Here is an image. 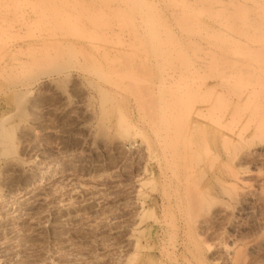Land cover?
Returning <instances> with one entry per match:
<instances>
[{"label":"rangeland","instance_id":"1","mask_svg":"<svg viewBox=\"0 0 264 264\" xmlns=\"http://www.w3.org/2000/svg\"><path fill=\"white\" fill-rule=\"evenodd\" d=\"M118 1L40 0L43 5L39 1L38 4L44 9L39 10L47 7L41 14L47 18L39 17L37 10L32 11L24 3L18 7L14 4L17 10L13 6L8 8L12 9L10 13H4L1 7L0 129L5 132L0 130V264H264V246H260L264 241V146H258L260 139H264V94L252 93L253 85L257 84L252 81L260 77L257 69L264 66V56L262 60L257 52L251 51L252 45L262 47L258 53L264 46L249 44V58L253 57L251 52L256 53V58L249 60L245 59L246 52L243 55L248 44L243 43L246 49L243 44L239 46L245 50L241 49L238 59L245 57V60L236 65L246 66L247 60L250 66L253 63L248 68L251 71L247 72L243 66L246 70L242 73L241 70L239 76L221 78L220 71L235 67L233 63L221 64L216 78L214 66L209 67L210 50L198 45L206 49L209 56L203 58L210 61L197 57L204 55L203 49L193 50L197 52L193 56L190 48L197 47L182 46L187 38L176 31L175 39L180 42L177 43L182 48L188 47L185 54L191 56L188 60L186 57L192 62L189 67L193 64L198 70L192 67L196 72L192 74L194 70L190 67L188 71L192 73L187 71L183 77L172 80L164 77L161 68L160 73L155 72V80L163 78L168 83L149 98L144 89L140 92L126 89L122 96L119 94L121 97L117 95L118 107L123 109V116L127 115L125 126L130 125L125 139L119 137L124 131L117 126V112L112 111L117 103L109 102L106 114L101 111L97 83L109 86L83 71L82 56L74 55L76 51L71 59L72 53L68 51L75 49L69 47L68 39H62L69 46L68 54L64 53V59H60L67 62L63 63L67 68L63 66L61 71L57 67L61 73L58 72L55 66L60 65H54L52 60L57 57L59 61L56 54L66 51V46L64 41L65 47L59 44L62 48L55 44V39L49 40L46 31L49 23H45L56 11H81L87 22V12L108 11ZM148 1L152 10H161L162 18L167 15L165 20L172 26L175 24L172 15L168 16L169 7L163 9L162 0ZM13 8L17 13L14 14ZM48 8L55 12L49 10L50 13ZM8 9L5 11L9 12ZM36 19L43 26L39 31H33L38 26ZM6 22L12 26L7 27ZM173 28L175 31L176 25L172 31ZM27 33L30 34L26 36ZM24 36L27 38L21 42L20 37ZM39 36L46 44V40L50 41L46 53L52 56L45 54V58L42 47L43 55L39 53L49 62L54 58L49 66L53 64L56 72L53 65L50 67L53 73L48 65H43L47 60L39 58L38 47L43 44ZM29 42L37 44L30 47ZM51 42L60 49L55 57L56 47L51 49ZM223 44L228 47L231 42L224 40ZM36 45L38 51L34 52L32 48ZM25 47L36 56L26 60L30 54L25 56ZM66 56L71 60L67 61ZM31 60L34 64L42 62L33 69L41 68L39 73L32 71L36 68L33 64L30 70L34 75L27 73L30 72L27 65L28 70L23 64L12 69L20 61L29 65ZM201 62L206 63V67L200 64L201 68L209 67L211 72L200 69ZM9 70H13L12 74ZM66 74L71 76L63 77ZM141 98L146 100L142 105ZM151 117L156 119L154 125L162 122L157 125L162 129L170 123L167 129L174 131L163 128L168 135L156 132L160 127L152 131ZM196 119L202 123L191 122ZM138 131L141 134L143 131L144 136ZM152 132L160 138H155ZM169 133L176 138L173 140ZM164 134L171 139L166 138V142ZM129 142L132 146L127 147ZM40 192L46 194L47 202L32 208L31 198ZM70 201L72 207L64 210L65 203Z\"/></svg>","mask_w":264,"mask_h":264},{"label":"bare ground","instance_id":"2","mask_svg":"<svg viewBox=\"0 0 264 264\" xmlns=\"http://www.w3.org/2000/svg\"><path fill=\"white\" fill-rule=\"evenodd\" d=\"M12 1H13V3H12ZM15 1H17V0H0V12L4 9V13L5 12L10 13L12 11V9H11V11H9L8 8H11V6L14 7L15 6L14 4H16V6L18 7V6H20L21 3L22 4L24 3V5H27L25 7L31 8L32 11L37 10L38 14H36V15H39V17H41V16H43L41 14H43V11L45 12V10L47 8L46 7L45 10H41V11L39 10L42 8V5H43L40 2V0H24V1L18 0L17 3H15ZM38 1L42 5L38 4ZM162 1L165 5H164V8L163 7H161V8L165 9V6H166V7H169L167 9H170L171 13L168 16L172 15V17H173L172 19H174V21H175V24H173V26L176 25V27H177V29L175 31H174V28H173V31L171 29L173 27L171 25L172 23L169 24V22L167 20H165L167 15L165 18H162V16H163L162 11L158 10V9L152 10V8L149 7L150 3L148 0H120L117 2V4L115 3V5H116L115 7L110 8V10H108V11H89L85 15L87 22L83 19V17H82L83 13L81 11L69 12L70 14L69 13H61L62 11H60V13H58L59 11H56L58 13L57 14L55 11H52L51 9L48 8L47 9L48 11L51 10L52 12H55V14L52 13L53 15H50L53 19L52 18H50L49 20L47 19V21L45 22L46 24L49 23L48 24L49 27H47L48 25L44 26V27L48 28V30L46 28V31H48V34L47 33L46 34L48 35L49 40H50V38L55 39V40H53V41H55V44L60 46L63 44V41H64L62 39H68L66 41L68 42L69 45L71 44L72 46L71 45L69 46L64 41V44L66 47L64 46V44L62 46L65 47L66 51L62 50V52L60 53L58 51L60 49L59 48L57 49V45L53 44L54 42L53 43L51 42L50 47L53 44L51 49L54 47V45L56 47L55 48L56 51H54L53 55H54V57L57 55L59 58V61H58V59L56 61L57 57H55V60H52L54 58H52V59L48 58L50 60V62L47 59H45L48 56L46 51L48 52V50H49L47 45H48V42L50 43V41L46 40L45 41V42H47V44H46L43 42L45 39L42 40L43 38L48 39L47 37L41 35V36H43V38H42L41 36H39V37H41L40 40H42V43L44 44V45L42 44L40 46V44L38 42V44L40 46V47H38L39 51L36 49L37 45H36V47L33 46V48H32L34 52H35V50L38 51V55L40 58V56L42 57V55H43V53H41V51H42L41 47H42L43 50H45V51H43L44 56H46V55L47 56L45 58H43L44 57L43 56L41 59L42 60L45 59L43 61L47 60L46 63L48 62V64L43 63V65L49 66V63L54 62V65L55 64L60 65L61 68L59 66H55L56 69L58 67L60 70L63 69V66L64 67L66 66L65 64L67 62L65 61L66 62L65 63L61 60L64 59L63 58V57H65L64 53H67V47L68 46L71 49H75L73 51L70 50L71 52L68 51L69 53H72V52L74 53V51H76L74 53V55L82 56L83 62H80V63L82 65L83 71L87 72V74H90V75L96 77L98 80L103 81L104 83H106L109 86L108 87L109 89H108V88L99 86L100 84L97 83V85L99 87V88L97 87L98 88L97 90H99L97 92H98V95H99V93L101 95V96L99 95L100 96L99 99L101 98L99 101L102 100V102H101L102 107H101V104H100V107L102 108L101 111L103 112V114L104 113L106 114L108 112L109 105H110L109 102L117 103L116 107H113L112 111L115 113L117 112V114H118L117 126H118V128L123 129V131H124L123 134H121V133L119 134L120 135L119 137H123V136L128 137L127 134H129V133L127 132V130H129L130 125L128 123L129 127L125 126V123L127 122V119H125V118L127 115L126 116L124 115L125 116V118H124L123 113L121 111L123 109L120 108L121 106L118 107V101H117L118 96L117 95L120 94L122 96L121 92L126 90V89H132V90H135L138 92H140L141 90L144 89V91L148 92V93H146V96H147V98H149V96H152L154 94V91L156 89H158L160 86H165L166 83H168V81H165L167 78L175 79V78H179V77L181 78L184 75H186L185 73L190 69V67L192 69L193 66H191V65H193V64H191L189 67V64L192 62L189 63V61H187V60L191 56L188 57V54L187 55L185 54L188 47L186 46L187 48L186 47L182 48V46H185V45L190 46L191 44H193V47H197V48L193 49V48H190L191 47L190 46L189 48L192 49L191 50L192 52H193V50L195 51L198 48L200 50H198L197 52H201V50L203 48H200V47H203V46H205L204 48L207 47L206 49H207V51L210 50L209 51L210 53H208L206 51V49L205 50L203 49L205 51L203 53L204 55H202L200 53L202 57L198 56L197 52H196V54H195V52H193L195 54L193 56L197 55V57L199 59H201L206 55L205 53L207 52L211 56L210 57L208 54L205 56V57L209 56V59L211 60V66H209V67L211 68L214 66L213 68L215 71L216 70L218 71V68L220 69V67L223 65L229 66V65H232L231 63L235 64L234 68L233 67L230 68V66H229V67H227V69L225 71L222 70L223 72L219 70L221 74H219L218 76H221V78H224L223 76H225V78L227 76L228 77H233L234 75L239 76V72L241 70H242L241 71V73H242V72H245L246 69L248 70V68L250 69V67H252L253 63H251V66H250V64H248L247 60H246V62L244 61L246 63V66H244L245 65L244 63H243L244 65H242V66L241 65L237 66L239 61H243V60L248 59L250 57V55H248V53H247V50L250 49L249 44H260V45L264 46V0H162ZM158 2H160V0ZM157 4H159V3H157ZM24 5H21V6L24 7ZM1 7L3 9H1ZM17 7L16 8L14 7V8L17 10L18 9ZM25 7L23 8V11H24ZM19 8L21 9V7H19ZM5 9H8L9 12L5 11ZM15 9L13 11L14 14L16 12ZM42 9H44V8H42ZM48 11H47V13H48ZM51 11H49V12L51 13ZM25 12H26V10H25ZM35 13L36 12H34L32 14L34 15ZM50 13H48V15ZM1 14H3V13L1 12ZM1 14H0V16H1ZM166 14H168V13H166ZM4 15H6V14H4ZM20 15H22V13ZM36 15H34L33 17H35ZM25 16H27V15H25ZM45 17L47 18L48 16L46 15ZM16 19H17V15H16ZM36 20L38 21V19H36ZM51 20L52 21L54 20L53 21L54 24H53V22H51ZM18 21H19V18H18ZM20 22H21V20H20ZM28 22H26V24ZM30 22L33 24L37 23L36 21H35L36 22L35 23L34 21L32 22L31 20H30ZM29 23H28V25H29ZM31 23H30V25H31ZM40 23H44V21L43 22L41 21ZM7 24H8L7 25V27H8L9 24H11V22L7 23ZM26 24L24 23V25L26 26L25 29H27V26H28ZM50 24L52 26H54V25L55 26L52 27ZM36 25H38L37 26L38 28L36 27L38 30L36 28L35 29L30 28L29 29V27H28V29L29 30L33 29V31L34 30L39 31V28L43 27L42 24L39 25V21H38V24H36ZM3 26L5 27V25H3ZM11 26L12 25H10L9 27H11ZM34 26L35 25H33V27ZM50 27L55 28V29H51ZM6 28H5V31H6ZM20 28H22V27H20ZM41 30L46 32L44 29H41ZM42 31H40V32H42ZM176 31H179L180 33H182L184 35L185 38H187L186 39L187 42L185 40H183L185 38L180 39L181 42H182V40H183V42L184 41L186 42V43H183L184 45L181 43L182 46H180V44H178V43H180L178 41L179 39H175L176 38V33H175ZM0 32H2V30H0ZM180 33H179V35H180ZM28 34H30V33H27L26 36H28ZM43 34H45V33H43ZM31 35H33V34H31ZM26 36L20 37V38H22L21 42H24L23 39H26L27 38ZM35 36L36 35H34V37ZM181 36H179V37H181ZM20 38H18V39H20ZM29 38H31L30 35H29ZM177 38H178V36H177ZM188 38H189V40H188ZM70 39L75 40V43L72 42V40H71V42H69ZM76 40H77V42H76ZM224 40L225 41L227 40L228 43L230 40L231 44L233 42L234 45L231 46V44H229L230 46L227 47V44L226 45L223 44ZM34 41H35V39H34ZM37 41H38V39H37ZM25 42H28V40H26ZM30 42H32V41H30ZM30 42H29V46H30V44L34 43V42L33 43H30ZM188 42L190 44H188ZM243 43L248 44V46L246 45L247 49L245 48ZM34 44H37V43L35 42ZM242 44H243V48L246 49V51H243L244 52L243 55L246 52L247 58L244 57L245 59L243 58V60H239V59H241L239 57H241V55H242V53H241L242 50H245V49H242L241 47H239L240 45L242 46ZM20 45H23V44L21 43ZM25 46L27 47L28 45H25ZM62 46H60V47H62ZM21 47L19 46V48H21ZM26 47L24 48L25 51H26V49H28ZM30 47H32V46H30ZM89 47L91 49H94L95 52L94 53L91 52ZM252 47L253 48H251V51L257 52V54H258L257 57L261 56V59H262V56H264V54H263L264 50L262 49L261 52H259V53H262L261 55L258 53V51H260L259 49H261L262 47H259V49H258V46L255 47L258 50H255L253 45H252ZM185 48H186V50H185ZM17 49H18V47H17ZM51 49H50V51H51ZM20 50H18V51H20ZM29 50H31V49L29 48ZM213 50H215V51H213ZM27 51H26V53H27ZM21 52L22 51H20L19 53H21ZM23 52H24V50H23ZM23 52L21 53L22 55H24ZM39 52L42 55H40ZM56 52H57V54L55 55ZM249 52H250V50H249ZM255 52H251V57L253 56L252 57L253 59L256 58ZM26 53H25V56L30 54L29 58H27L26 60L30 59V56L31 57L36 56L35 55L36 53L31 54V52L29 53V51L27 54ZM50 53L51 52H49L48 54L51 55ZM73 53L70 56H73ZM191 53H190V55H191ZM21 54H19V55H21ZM33 55H35V56H33ZM51 56H48V57H51ZM70 56H66L67 61L74 59V57H75V56H73L71 59L68 60V57L70 58ZM1 57H3V56L0 55V58ZM186 57H187V60H186ZM252 58H249V60ZM1 59H3V58H1ZM41 59H38V60L41 61ZM203 59H205V58H203ZM209 59H205V60L210 61ZM258 59H260V58H258ZM20 60H21V58H20ZM51 60H52V62H51ZM173 60L174 61L177 60V61L173 62ZM14 61H16V60H14ZM22 62H23V60H22ZM24 62H25V60H24ZM13 63H11V65ZM63 63H65V64L63 65ZM202 63L206 67L205 62L199 63L198 67L202 70H205L206 68H204L203 65H202L203 68H201V66H200V64H202ZM263 63H264V61L262 62V64ZM6 64H7V62H6ZM17 64L18 65H16V64L13 65L12 69L18 67L20 64H23L24 66L25 65H27L28 67L30 66V68H29L30 72L27 71V73L33 74V72H32V71H34L33 69H37L38 66H40V64H42V62L41 63L36 62L34 64L33 60H31L29 65H28V63H25V64L21 63V61H20V63H17ZM37 64H38V66H37ZM4 65H5V62H4ZM50 65L52 66L53 64H50ZM54 65L52 66L53 70L55 69ZM165 65H167V66H165ZM207 65H208V63H207ZM6 66H8V65H6ZM6 66L3 67V68H5V70H6ZM27 66H25L24 68H26ZM32 66L33 67L36 66V68H32ZM48 66H47V68H48ZM51 66H49V68ZM163 66H165V68H163ZM243 66L247 67V68L246 69L244 68L245 69L244 70ZM1 67L2 66L0 65V68ZM209 67H207L206 70L208 72H211L210 70L212 68L210 69ZM253 67H254V69L256 68L255 66H253ZM9 68H11V67L9 66L8 69ZM21 68H19V69L22 70ZM31 68H32V71L30 70ZM66 68L67 67H65L64 69L66 70ZM161 68H162V70L163 69L164 70L161 71ZM196 68L197 67H195L194 69L198 70V68L197 69ZM52 69H51V72L53 73ZM194 69H192V70H194ZM221 69H225V67L221 68ZM38 70L41 71V68ZM38 70L34 71V72L39 73ZM43 70H42V72H43ZM57 70H54V71L56 72ZM60 70H58V72H60ZM195 70L193 73H192V71L191 72L188 71V72L194 74V73H196ZM257 70H258L257 72L259 74V75L258 74L257 75L261 77V80H259L260 77L257 79V77H258L257 76L255 78V80L257 79V81H252L253 84L255 82H257L256 85H253V92L252 93L255 96L264 94V66L262 67L260 65V67H258ZM9 71L11 72V70H9ZM16 71H18V70H16ZM24 71H25V69H24ZM156 71L159 73L161 71V73L164 74V77H167L166 79L164 78L165 82L162 81L163 78L160 79L162 81V83H160L161 82L160 80H158L159 82H157L155 80V77H156L155 72ZM250 71L248 70L247 72H250ZM254 71H256V70H254ZM254 71H253V74L252 73L251 74L256 76V74H255L256 72L254 73ZM3 72H5V71H3ZM12 72H13V70H12ZM12 72H11V74H12ZM47 72L49 73L50 71H47ZM204 72H206V71H204ZM208 72L206 74L212 76V78L214 77V74L216 75L219 73V72H217V73L215 72L214 74L211 75V73H208ZM38 73H36V74H38ZM44 73H46V72H44ZM59 74L57 73L58 77H59ZM69 74H66L63 77H66ZM187 74H189V73H187ZM1 75H3V74H1ZM49 75H50V73H49ZM69 76H71V75H69ZM218 76L216 78H218ZM26 77H27V79H26ZM26 77H24V78L28 81L29 80L28 76H26ZM158 79H159V77H158ZM169 81H170V79H169ZM22 82H24V81H22ZM28 83H31V82H28ZM21 84H23V83H21ZM14 86L16 87V85H14ZM210 86H211V84H209V87ZM17 90H19V88ZM120 95H119V97H121ZM120 101L121 100L119 99V102ZM145 101H146L145 99L141 98V99H139V104L142 105V104H144ZM147 107H150V105H148ZM154 121H156L155 117H151V124L150 125L152 127V131L158 130V128L161 126L159 123H162V122L157 123V125L158 124L160 125L158 127L157 125H154L155 124ZM163 122L167 123L166 121H163ZM191 122H193L195 125H199L202 123V120L196 119V120L191 121ZM168 126H170V123H168ZM1 127H2V124H1ZM156 127H158V128H156ZM167 127L164 126V127H162V129L160 127L159 128L160 131H156V132L160 133V132L164 131V133L165 132L167 133L166 130L169 129V128L167 129ZM173 127H176V126L174 125ZM173 127H172V129H173ZM163 128H166V130ZM179 128H180V126H179ZM0 130L3 131L2 133L5 132L2 129H0ZM168 131L173 132L174 129L168 130ZM176 131H177V129H176ZM182 131L183 130H181V132ZM138 132H137V135H138ZM156 132H154V133L152 132L154 134L155 138L158 137L157 136L158 134L155 136ZM140 134H141V132H139V135ZM144 134L145 133L142 131L141 135L144 136ZM178 134H179V132H178ZM180 134H182V133H180ZM253 134H255V131ZM166 135H168V133ZM166 135L164 134L163 136L165 137ZM172 135H173V133L170 134V137ZM174 136H175V132H174ZM174 136H173V138L171 137L173 140H174V138H176ZM125 137H123V138H125ZM159 138H160V135H159L158 139ZM163 138H162V140H163ZM166 138H169V137L167 136V137H165V139ZM171 138H169V139H171ZM125 139H127V138H125ZM165 139H164V141H165ZM169 139H168V141H169ZM262 139H263V137H262ZM262 139H260L261 140L260 144H258L259 147L264 146V142H262V141H264V139L263 140ZM145 140H147V139H145ZM162 140H161V142H162ZM155 141H159V140H155ZM166 142H167V139H166ZM168 144L169 143H167V145ZM128 146L129 147L132 146L130 144V142L128 143L127 147ZM250 173L251 174H257L256 172H250ZM28 201H30V200H28ZM31 202H32L31 204L33 205L32 208H36L37 205L41 206L42 204L47 202V196L43 192L37 193L31 198ZM72 205L73 204L71 201L65 203V209L64 210L69 211V209L72 207ZM92 205L94 206V204H92ZM32 208L30 207L31 211H32ZM33 211H34V209H33ZM260 246H264V241L260 242Z\"/></svg>","mask_w":264,"mask_h":264}]
</instances>
